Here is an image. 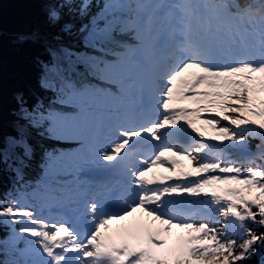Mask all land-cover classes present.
<instances>
[{
	"label": "snow or ice",
	"instance_id": "6c2138e0",
	"mask_svg": "<svg viewBox=\"0 0 264 264\" xmlns=\"http://www.w3.org/2000/svg\"><path fill=\"white\" fill-rule=\"evenodd\" d=\"M45 12L15 34L35 50L38 87L12 93L14 134H0L6 264H264V0H49ZM185 102L196 107H172ZM183 160L197 177L149 175ZM233 184L251 198L217 187Z\"/></svg>",
	"mask_w": 264,
	"mask_h": 264
},
{
	"label": "trees",
	"instance_id": "16d2710c",
	"mask_svg": "<svg viewBox=\"0 0 264 264\" xmlns=\"http://www.w3.org/2000/svg\"><path fill=\"white\" fill-rule=\"evenodd\" d=\"M100 2L102 3V0ZM48 3L49 0H0V29L3 33L0 37V73L3 77L5 108V119L0 127V134H14L7 120V109L12 93L38 87L30 71L32 57L36 54L35 50L30 45L16 43L15 34L43 27ZM95 11L96 9L93 8V12ZM79 23L77 21V26ZM257 142L252 141L253 144ZM37 153L39 159V147H37ZM36 170L37 172L35 170L30 172L29 179L35 180L32 174H39L38 166ZM10 186L9 174L0 166V198L4 197ZM12 235V228L0 223V264H6L13 258ZM252 264H255L254 261Z\"/></svg>",
	"mask_w": 264,
	"mask_h": 264
},
{
	"label": "rangeland",
	"instance_id": "374dc122",
	"mask_svg": "<svg viewBox=\"0 0 264 264\" xmlns=\"http://www.w3.org/2000/svg\"><path fill=\"white\" fill-rule=\"evenodd\" d=\"M195 107H196V105H195ZM202 115H207V114L202 113ZM105 116H106V115L103 114V117H105ZM193 119H195V117H193ZM197 127L203 129V131H204V136H205V137H210L211 130L208 129L206 125H203V124L197 123ZM34 141H35V140H34ZM42 142L44 143V141H42ZM35 143H36V141H35ZM77 148H79L78 145H76V146H72V148L69 150V153L74 152ZM181 163H182V165H183V168H178V169L176 170V172H170V174H171L172 176H175V175H176L178 172H180V171H185V172H187V173L189 174V178H195V177H197V176L199 175L198 173H196V172L193 171V167H192V165H191V163H190L189 161H187V160H183V162H181ZM217 187H220V188L232 187V188H235V189L241 190L242 193H243V195H244L245 197H250V196H252V194H250V193H248V192H246V191H243V188H244L243 185H235V184H233V185H222V186H217ZM205 191H206V192H211V188L205 189ZM174 195H175V194H174ZM127 223H128V222L126 221V222H121L120 224H113V225H110L107 229L102 230V232H103V234H104V237H105L106 239H110V238H112L113 235L116 234V233L118 232V230H119L120 228H122V227H123L125 224H127ZM16 227H17V232H19V231H20L19 226H16ZM174 231H175L178 235H180L179 230H174ZM183 235H187V234L184 233ZM64 239H66V238H64ZM21 245L24 246V244H22V243H21ZM22 248H23V247H22ZM215 261H216V257H210L209 264H213V262H215Z\"/></svg>",
	"mask_w": 264,
	"mask_h": 264
},
{
	"label": "bare ground",
	"instance_id": "6f19581e",
	"mask_svg": "<svg viewBox=\"0 0 264 264\" xmlns=\"http://www.w3.org/2000/svg\"><path fill=\"white\" fill-rule=\"evenodd\" d=\"M174 105H181V104H174ZM172 105V106H174ZM186 108V107H185ZM182 122V121H181ZM73 174L68 176L67 178L70 180V181H73L75 182L77 179H78V176L76 174H74L75 170H72ZM165 175H170L169 172H167L166 170L164 169H158V177H156L157 180L160 179L161 176H165ZM66 234V233H64Z\"/></svg>",
	"mask_w": 264,
	"mask_h": 264
},
{
	"label": "water",
	"instance_id": "95a60500",
	"mask_svg": "<svg viewBox=\"0 0 264 264\" xmlns=\"http://www.w3.org/2000/svg\"><path fill=\"white\" fill-rule=\"evenodd\" d=\"M256 261V260H255ZM257 262V261H256Z\"/></svg>",
	"mask_w": 264,
	"mask_h": 264
}]
</instances>
